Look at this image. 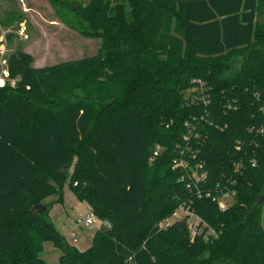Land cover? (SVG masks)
<instances>
[{"label":"trees","instance_id":"1","mask_svg":"<svg viewBox=\"0 0 264 264\" xmlns=\"http://www.w3.org/2000/svg\"><path fill=\"white\" fill-rule=\"evenodd\" d=\"M50 1L101 47L42 68L8 57L0 264H47L45 242L57 264H264V0ZM66 187L101 221L85 250L44 203ZM180 206L217 236L159 229Z\"/></svg>","mask_w":264,"mask_h":264},{"label":"rangeland","instance_id":"2","mask_svg":"<svg viewBox=\"0 0 264 264\" xmlns=\"http://www.w3.org/2000/svg\"><path fill=\"white\" fill-rule=\"evenodd\" d=\"M87 1L89 0L84 3ZM69 13L64 7L53 5L50 0H0V86L6 82L8 57L17 50L31 54L35 68L56 66L97 54L101 40L82 36L68 26L65 20ZM11 84L12 87L15 86L14 81ZM64 194V203L56 202V196H51L45 201L49 203L55 200L50 217L68 242L72 241L71 232H75L78 242L72 245L83 250L91 245L101 221L97 218L91 229L77 226L79 218L93 212L89 205L79 201L68 187L65 188ZM262 213L264 225V203ZM61 255L62 251L52 242H45L40 254L47 264H57Z\"/></svg>","mask_w":264,"mask_h":264},{"label":"built area","instance_id":"3","mask_svg":"<svg viewBox=\"0 0 264 264\" xmlns=\"http://www.w3.org/2000/svg\"><path fill=\"white\" fill-rule=\"evenodd\" d=\"M1 80V79H0ZM15 82V81H14ZM161 150V147L158 146L156 150L154 151V155L152 159L157 157L159 155V152ZM176 166H185V163L183 161L176 162ZM232 197L229 193H224L222 196L217 198V202L219 203V207L221 209H226L229 206V203L231 202ZM184 211V213L182 212ZM183 218H186L188 221L189 229L191 232V236L195 238L198 235H204L205 238H207L208 235L217 236V233L207 225L206 222H204L195 212H193L189 208H185L182 206L180 209H178L172 216L165 218L161 220L158 223L159 229H165L175 223L178 220H181ZM97 217L94 213L87 215L86 217H81L77 220V226H84L85 228L91 229L94 227L96 223ZM101 224V223H100ZM104 225L110 227V224L105 222ZM72 242L76 243L78 242L77 236L75 232H71Z\"/></svg>","mask_w":264,"mask_h":264},{"label":"crops","instance_id":"4","mask_svg":"<svg viewBox=\"0 0 264 264\" xmlns=\"http://www.w3.org/2000/svg\"><path fill=\"white\" fill-rule=\"evenodd\" d=\"M64 196H65V194H64ZM75 196V195H74ZM55 201V200H54ZM54 201H52V202H49V203H46V202H44L45 204H51V203H54ZM65 202V197H64V201H63V203ZM53 206H54V204H52V208H53ZM69 243H71V244H74L72 241H70ZM74 246H76V245H74ZM90 246V245H89ZM89 246H87L85 249H87ZM85 249H83V250H85Z\"/></svg>","mask_w":264,"mask_h":264},{"label":"water","instance_id":"5","mask_svg":"<svg viewBox=\"0 0 264 264\" xmlns=\"http://www.w3.org/2000/svg\"><path fill=\"white\" fill-rule=\"evenodd\" d=\"M39 208H40L41 211L47 210V206H45V205H41V206H39Z\"/></svg>","mask_w":264,"mask_h":264}]
</instances>
